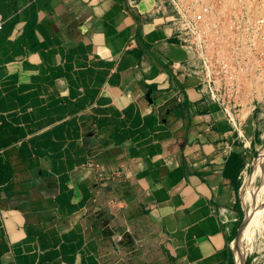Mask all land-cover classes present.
Segmentation results:
<instances>
[{
	"label": "crops",
	"instance_id": "0c3cea01",
	"mask_svg": "<svg viewBox=\"0 0 264 264\" xmlns=\"http://www.w3.org/2000/svg\"><path fill=\"white\" fill-rule=\"evenodd\" d=\"M154 3L0 0V264H238L264 97L233 127Z\"/></svg>",
	"mask_w": 264,
	"mask_h": 264
},
{
	"label": "built area",
	"instance_id": "2783aa9c",
	"mask_svg": "<svg viewBox=\"0 0 264 264\" xmlns=\"http://www.w3.org/2000/svg\"><path fill=\"white\" fill-rule=\"evenodd\" d=\"M151 11L169 22L188 53L186 66L239 129L264 97V0H155ZM3 21L0 14V28ZM100 166L86 163L96 182Z\"/></svg>",
	"mask_w": 264,
	"mask_h": 264
},
{
	"label": "rangeland",
	"instance_id": "374dc122",
	"mask_svg": "<svg viewBox=\"0 0 264 264\" xmlns=\"http://www.w3.org/2000/svg\"><path fill=\"white\" fill-rule=\"evenodd\" d=\"M264 143L259 146L257 155L251 160L250 165L246 173L244 174L242 184L245 182V178L251 177V184L249 188L242 185V200L245 194L248 197L253 198L255 203V211L260 214V223H254L250 230L244 233V258L247 259L248 264H264V164L259 168L263 161ZM245 179V180H244ZM253 187V188H252ZM245 189V190H244ZM247 190V191H246ZM252 194H251V192ZM253 190V191H252ZM245 191V193H244ZM248 192V193H246ZM254 196V197H253ZM256 196V197H255ZM245 205V213H247V201H243ZM246 217V215H245ZM245 220V219H244Z\"/></svg>",
	"mask_w": 264,
	"mask_h": 264
},
{
	"label": "bare ground",
	"instance_id": "6f19581e",
	"mask_svg": "<svg viewBox=\"0 0 264 264\" xmlns=\"http://www.w3.org/2000/svg\"><path fill=\"white\" fill-rule=\"evenodd\" d=\"M263 161H264V154H263ZM264 163H261L259 165V168H261V166L263 165ZM264 168V167H263ZM264 173V172H263ZM246 179V180H245ZM245 182L244 184H242L243 186L249 188V185L251 184V177H247L245 178ZM264 184V183H263ZM253 188V187H252ZM250 189V188H249ZM245 190V189H244ZM247 191V190H246ZM253 191V190H252ZM251 192V190H250ZM245 193V191H244ZM248 193V192H246ZM252 194V192H251ZM246 196H244V199L247 201L246 203L248 204L247 206V213H246V217H245V220L242 221L243 224H241V228H240V231L237 235V237L233 240V245H234V248H235V256L237 259L236 262H238V264H241L242 261H243V258H244V240H243V236H244V233L248 232L251 228V226L255 223H260V214L258 212H256L255 210V202L253 200V198L251 197H248L247 194H245ZM254 197V196H253ZM256 197V196H255ZM243 200V201H245ZM264 210V209H263Z\"/></svg>",
	"mask_w": 264,
	"mask_h": 264
}]
</instances>
